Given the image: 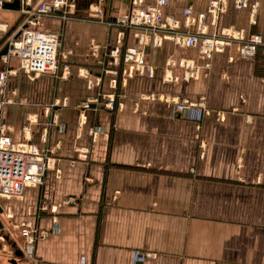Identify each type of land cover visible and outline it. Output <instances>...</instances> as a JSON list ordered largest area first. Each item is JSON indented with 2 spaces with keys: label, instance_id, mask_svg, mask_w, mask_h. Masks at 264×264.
Here are the masks:
<instances>
[{
  "label": "crops",
  "instance_id": "0c3cea01",
  "mask_svg": "<svg viewBox=\"0 0 264 264\" xmlns=\"http://www.w3.org/2000/svg\"><path fill=\"white\" fill-rule=\"evenodd\" d=\"M74 1L72 18H48L45 26L61 34L71 76L41 77L29 92L37 100L53 101L59 94L67 98L60 124L49 130L48 144L55 147L54 161L68 162L56 170L53 165L43 185L29 187L23 199L1 200L13 224L14 231L5 227L10 240L21 248L17 225L34 219L48 232L36 243L40 264H264V51L246 61L236 44L228 45L200 78L177 69L180 80L175 83H165L159 74L130 78L123 85V66L118 67L123 106L115 112L94 109L88 129L97 127L99 137L92 143L88 129H79L77 105L98 88L90 90L79 69L100 73L105 50L95 55L91 46L115 43L119 28L88 15L101 8L113 20L132 0H114L112 7L111 0ZM258 1L255 24L250 10L236 9L231 0L220 26L264 33V0ZM208 2L170 0L165 14L181 19L185 8L201 12ZM9 15L7 21H18L19 14L10 9L0 18ZM135 43L134 34L126 33L125 47ZM158 49L148 52L150 62L166 63L171 53L199 56L195 50L176 49L169 40ZM113 78L105 77L101 91H114ZM151 91L192 100L205 97L207 112L174 117L163 102L139 100ZM37 106L32 141L43 146L46 105ZM6 115L19 122L18 111L7 109ZM200 127L204 153L197 149ZM15 138H22L21 127H16ZM86 147L88 160H77L78 148ZM1 233L0 264H24Z\"/></svg>",
  "mask_w": 264,
  "mask_h": 264
},
{
  "label": "built area",
  "instance_id": "2783aa9c",
  "mask_svg": "<svg viewBox=\"0 0 264 264\" xmlns=\"http://www.w3.org/2000/svg\"><path fill=\"white\" fill-rule=\"evenodd\" d=\"M20 1L21 10L17 11L19 17L24 16L21 23L7 39L9 52L0 62V201L3 199L21 200L29 187L43 185L46 173L54 165L53 154L55 147L48 144L49 130L60 123L58 121L60 109L68 105L67 98L61 101L55 98L51 104L46 105L44 113L47 122L42 133L45 145L40 146L32 141L34 127L38 125L36 114H28L25 124L21 128V139L15 138L16 127L7 124L6 111L9 105L15 104L18 94L17 78L23 72L31 81L41 77H53L68 80L71 76V64L67 61L68 53L64 51V41L60 33L46 29L48 18L58 17L67 21L76 13L74 0H40L31 9L26 7L32 0H0V15L6 10V2ZM231 0H209L206 10L195 12L192 7L183 11V20L168 17L165 8L170 0H132L130 7L120 13L113 20L108 21L105 12L99 8L93 11L88 19L107 23L119 28L115 43L105 45H92V54L100 53L104 48L105 59L99 74H94L90 68L82 67L79 74L87 81L90 90L98 88L95 95L87 97L77 105L81 119L79 129L83 131L86 124L85 112L92 109L107 108L115 112L123 106L118 93L119 78L118 67L123 66L121 84L126 85L128 79L145 77L154 79L157 67L148 59L147 48L157 49L163 47L166 40L173 43L178 50L197 49L198 58L178 56L171 53L163 67L162 80L165 83H175L180 80L176 74L181 69L190 78L198 79L202 73L212 66V59L216 53L225 51L228 45H237L238 55L242 60L255 61L260 50L264 51V33L251 32L236 27L220 26V19L230 7ZM236 9H249L251 22L256 23L260 3L258 0H233ZM14 11V10H13ZM15 23L0 19V37L11 30ZM195 27V30L192 28ZM182 28L186 30H182ZM134 34L136 43L124 45L126 33ZM63 68L60 73V68ZM114 75L110 82L113 92L106 94L101 91L105 77ZM16 83V85H15ZM163 100L166 94L151 91L140 95V101ZM174 100L176 110L183 112L187 108L202 106L187 97L167 95L166 100ZM22 105H30L27 99L20 100ZM58 107V108H57ZM91 142L96 143L99 130L92 126L88 129ZM79 159L87 160L89 148H78ZM67 202V201H66ZM69 202V201H68ZM46 205L42 204L41 210ZM57 207H52L55 212ZM24 221L17 225L22 237L25 239L23 247L24 256L37 260L36 243L39 239L47 237L48 232L38 228L35 221Z\"/></svg>",
  "mask_w": 264,
  "mask_h": 264
},
{
  "label": "water",
  "instance_id": "95a60500",
  "mask_svg": "<svg viewBox=\"0 0 264 264\" xmlns=\"http://www.w3.org/2000/svg\"><path fill=\"white\" fill-rule=\"evenodd\" d=\"M114 0H111V4L113 3ZM126 1V0H125ZM37 2V0H32L31 4H29L26 8L27 9H31L34 4ZM76 3V2H75ZM77 5V4H76ZM113 6V4L111 5V7ZM5 7L6 9H10V10H14V11H19L21 10V3L20 1H14V2H6L5 3ZM24 16L21 15L16 23L15 26H13L11 28L10 31H8L5 35H3L2 37H0V62L2 60V57L4 55H7L8 52H9V43L7 42V39L9 38V36L13 33V31L16 29V27L18 26L19 23H21V21L23 20ZM179 20H183V18L179 19ZM184 29V28H182ZM186 30V29H184ZM192 30H195V27L192 28ZM158 49V48H157ZM160 50V49H158ZM190 51H197V49H189ZM186 51V50H185ZM147 52H155L154 49H151V48H147ZM151 63L153 65H155L157 67V70H156V75L159 76V74L161 75L163 73V67L166 65V63H157L156 62H152ZM63 71V68L61 67L60 68V73H62ZM43 80V79H42ZM41 79H37L35 81H31L27 75L23 72L20 73L19 77H18V80H17V87H18V94L17 96L15 97V104H12V105H9L7 107V109L9 110V112H14V111H18L19 112V122L16 123L15 120H10L8 119L7 115H6V120L5 122L7 124H12L14 125L15 127H21L25 124L26 122V118H27V115L28 114H34V113H38V104H44V105H49L51 104L52 101H44V100H37L36 98H34L33 96L30 95V90L32 88V86L38 84L40 81H42ZM59 84L61 85L62 82L59 81ZM24 97H28L30 100H29V103L30 105H22L20 104V100ZM56 98H59L61 101L64 100V96L62 95H58ZM92 109H89L85 112V116H86V124L84 125V128L88 129V122H89V118H90V115H93L96 113V111L94 110L95 108V105H92L91 106ZM58 108V107H57ZM78 111V114L80 116V110L77 109ZM7 113V111H6ZM59 118H58V121L60 122L61 121V113H62V110L60 109V112H59ZM90 128V127H89ZM68 161H62V160H57L55 161L54 163V170L57 169L58 166H62L63 164H67ZM5 213V209L2 207L1 205V201H0V215L1 214H4ZM5 228V225L2 221V219L0 218V233L3 231V229ZM3 238L7 241H9L11 247L14 249V252H15V255L20 258V259H24V253H23V250L18 247L17 243L15 241H11L10 240V235L7 234V233H4L2 234Z\"/></svg>",
  "mask_w": 264,
  "mask_h": 264
},
{
  "label": "rangeland",
  "instance_id": "374dc122",
  "mask_svg": "<svg viewBox=\"0 0 264 264\" xmlns=\"http://www.w3.org/2000/svg\"><path fill=\"white\" fill-rule=\"evenodd\" d=\"M88 17H89V15H88ZM6 18V19H5ZM9 18H12L10 15L9 16H4V17H1L0 19H4V20H8ZM212 67V66H211ZM211 69V68H210ZM172 96H173V94H171ZM166 97H167V94H166ZM166 97L163 99V100H161L159 97H156V99L155 100H150L151 102H163V103H165V104H167L168 106H170L171 108H172V110H173V116L174 117H178V116H182V118H186V119H189V112L190 111H198L197 112V115L200 113V116L202 117L203 116V114L204 113H206L207 111V101H206V98L205 97H202V96H199V98H197L196 100H194V101H196V102H198V103H204L205 105H206V108H204V107H202V106H195V107H191V108H187V109H185L183 112H178L177 110H176V105H175V102H174V100H169V101H167L166 100ZM188 98V97H187ZM190 99V98H189ZM192 100V99H191ZM146 101H148V100H146ZM199 117V116H198ZM197 149H198V153H204L205 152V142H204V137L202 136V134H201V127L200 128H198V130H197ZM77 160H79V158H77ZM88 160V159H87ZM14 200H16V201H19L18 199H14ZM0 218L2 219V221H3V223H4V225H5V227H10V229L12 230V231H14V229H13V224H12V221H11V219H9V218H7L6 217V215L5 214H1L0 215ZM4 233H11V231L10 230H8L7 228H4L3 229V231H2V233L1 234H4ZM18 233L21 235V232H19L18 231ZM21 237H22V235H21ZM4 240V239H3ZM21 248L23 249V247H24V245H25V239L22 237V241H21ZM22 260V262L24 263V264H34L35 263V261L34 260H31V259H28L26 256H24V259H21ZM37 260H39L38 259V257H37Z\"/></svg>",
  "mask_w": 264,
  "mask_h": 264
}]
</instances>
